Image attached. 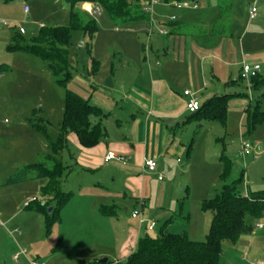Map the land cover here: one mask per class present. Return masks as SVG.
Segmentation results:
<instances>
[{
  "label": "rangeland",
  "instance_id": "1",
  "mask_svg": "<svg viewBox=\"0 0 264 264\" xmlns=\"http://www.w3.org/2000/svg\"><path fill=\"white\" fill-rule=\"evenodd\" d=\"M158 2H160L157 6L158 10L161 8L162 11L163 5L166 4L162 0ZM221 2L223 3L220 7L221 13L225 15L230 8V1ZM249 2L251 3L250 0H234L233 9L236 11V14L234 13L236 18L238 14L240 18L244 17ZM148 6L151 8L150 5ZM24 7L30 9L29 14L23 13ZM172 9L177 17L182 14L187 16L198 13L193 9L181 11ZM74 13L84 24L89 20H95L98 32L92 41L83 31L72 32L69 64L73 82L68 86L70 90L81 92L84 88L82 79H94V82L97 79L106 86L100 95L111 99L108 86L111 81L114 82L113 79L115 82L126 81L125 83H130L132 78L137 76L139 80L144 79L147 76L144 71L148 66L147 61L144 62L147 57L150 60L149 65H154L153 69H155V65L158 64L157 53L155 50L149 51V48L155 47L156 29L153 28L152 31L155 32L154 37L148 39L146 34L150 31L148 22L131 24L123 28L116 27L102 8L99 15L91 17L81 4L74 8ZM2 22L7 23V26L0 29L1 34L4 30L10 34L22 28L26 31L25 38H34L41 27H68L69 10L63 0H14L9 4H0V23ZM240 29L242 33L244 26L241 25ZM256 34L259 36L258 33L249 30L247 37L253 39ZM1 37L0 73L4 78L0 80V264H16L12 261V256L20 249L26 250L28 258L35 259L40 264L87 263V258L81 256L82 252L90 249L92 243V247H96L98 242H96V233L81 226L84 223L81 222V218H92V214L89 213L92 204L89 201H92L98 192L89 186L93 187L98 177H90L86 173L78 172L71 174L68 183L62 182L63 192L73 193L74 196L61 215L62 224L55 225L49 235L45 232L43 216L26 211L31 198L36 199L40 204L45 201L40 188V184L44 181L29 179L18 184L6 185L8 177L17 173L24 165L43 162L38 153L44 151L45 140L33 125L39 124L40 119L45 121L49 118L55 124H52V129L49 128L50 132L53 134L58 131L56 123L60 118L59 110L64 109V103L63 90L54 84L52 77L44 68V63L34 56L8 52L9 44L5 45ZM253 42L261 47L264 39L258 37L257 42ZM95 62L97 66L94 65ZM112 64L115 67L113 73ZM260 75L264 80V71ZM226 93L245 95L247 101L252 100L250 102L253 105L258 104L264 112V84L258 89H253L250 83L239 81L238 86ZM126 106H121L122 110L114 111V115H125L121 117L123 123L118 133L127 132L131 124L129 116L132 113L130 115L126 113ZM127 110L129 111V107ZM243 116L244 114L237 111L228 110L225 127L215 124L208 129L210 125L208 126L206 122H202L199 126L192 121L177 130L176 143L180 141L184 146L180 147L178 152H172L169 158L175 162L180 160L177 166L181 173H178L177 177L185 182L184 195L181 199L185 205L183 217L187 220V212L191 217L187 224L186 220L178 219L171 227L172 232L181 233L186 229L191 234V240L201 242L206 239L212 214L202 211L198 199L202 197L209 200L208 197L213 198L219 191L221 186L219 176L222 173L219 158L223 152L233 163L232 178L237 179L241 174L244 175L243 190L247 189L251 192L264 190V126L258 127L250 136L247 134L246 120ZM116 119L119 120L120 116ZM110 124L111 121L108 120L106 126L110 132L112 131L113 136L114 130ZM192 139L194 140L191 157L187 159L186 152ZM243 141L258 147L255 158L241 156ZM76 184L80 186H75ZM119 187L120 183H116L115 187L111 182L104 185V191L109 190L112 195L114 194V200L118 203L120 201L116 200L119 197L117 192L120 193L122 189ZM15 215L16 217L9 222V219ZM121 216L127 218V214L123 211ZM155 223L157 228L147 233L151 237H157L162 224L160 221ZM256 225L264 228V218ZM115 234L117 243L123 240L122 232ZM114 245L116 249L118 245L116 243ZM261 258H264V230L255 229L250 235H242L237 243L224 241L219 264H255ZM103 259L107 258L98 261ZM18 264H28V262L22 258Z\"/></svg>",
  "mask_w": 264,
  "mask_h": 264
},
{
  "label": "crops",
  "instance_id": "2",
  "mask_svg": "<svg viewBox=\"0 0 264 264\" xmlns=\"http://www.w3.org/2000/svg\"><path fill=\"white\" fill-rule=\"evenodd\" d=\"M250 1L244 17L240 18L238 14L236 18L234 16L236 11L233 9L234 0H230V8L225 15L221 13V0H200L194 4L193 8H189L198 11V13L187 14V16L182 14L178 17L172 8H175L176 4L189 3V1L163 5L164 8L161 11V8L158 10L157 7L160 2L152 0L151 8L146 6L144 9L151 16L148 22L150 31L146 33L148 39L154 37L155 32L152 31L153 28L156 29L155 47L149 45V51L155 50L157 53L158 64L155 65V69H153L154 65H149L150 60L147 57V60H144L148 64L144 69L147 76L144 79L139 80L138 76L133 77L130 83L115 82V79L112 82L110 79L111 83L108 89L112 96L111 99L100 95V92L106 87L103 82H99L97 79L95 82L94 79H82L84 86L82 93L75 92L80 95L84 94L82 96L85 99H89L91 104L108 114V117L102 120L108 132L107 138L101 140L93 148H85L74 133H69L66 137L68 145L62 154L64 166L70 168L62 182L68 183L71 174L78 172L86 173L90 177H98V181H94L97 183L93 187L89 186L98 192L94 195L95 198H90L92 201H89L92 204L89 211L92 218H81V222H84L81 226L96 233V242H98L96 247H92V243L90 249L82 252L81 256L87 258V263L102 258H107L108 261L115 264L123 263L136 251L139 240L157 228L155 222H162V226L170 219H173L174 224L178 219L186 220L183 217L185 205L181 202L185 182L177 177L178 173H181L177 166L180 160L175 162L169 158L172 152H178L180 147L184 146L180 141L176 143L177 130L193 121L192 114L186 111L187 98L183 93L191 91L201 103H205L213 97L227 95L228 90L238 86L243 64H258L262 68L261 73L264 71V43L259 47L258 43L253 42H257L258 37L264 39V0ZM255 3L258 10L257 17L250 20L249 10ZM82 5L85 10L87 4ZM201 5L202 7H200ZM168 8L170 10H167ZM23 13L29 14L30 9L26 13L24 7ZM177 25H179V29H177ZM241 25L244 26L242 33ZM249 30L258 33L259 36L256 34L252 37L253 39L248 38ZM3 32L0 33V36H2L4 44L7 45L11 43L13 34L19 30L12 31L10 34H7L8 32L5 30ZM114 68L112 64V73L115 71ZM0 75H2L1 80L4 76L2 73ZM246 98L245 95L233 97L228 103V110L244 114L243 119H246V111L249 107L254 106L250 102L252 100L247 101ZM121 106H126L127 114L132 113L129 116L131 124L125 133H118L123 123L121 117H125V115H119V120L116 119L119 116L114 115V111L122 110ZM127 107H129V111ZM63 111L59 110L60 118L56 123L58 127L63 119ZM114 118L117 121L113 120ZM108 120L111 121L110 125L114 130L113 136L112 131L110 132L106 126ZM91 122L96 124L99 120L92 117ZM194 122L201 126L202 122L206 121ZM40 123L46 127L49 138L55 139L58 136L59 131L53 134L50 132L49 128L54 123L49 118L45 121L40 119ZM206 123L208 126L210 125L208 129L213 127L211 125H215ZM42 137L45 140V146L44 151L38 153L39 158H43L49 151L48 140L45 136L42 135ZM193 140L186 152L187 159L191 157ZM218 141H222V139H218ZM252 147L257 154L258 147L256 148L254 145ZM108 152L116 153L118 157L123 158V161L114 160L105 163ZM147 159L157 162L156 173H150L144 168ZM159 176L163 177L162 181L158 180ZM43 181L40 188H43L47 183V181ZM110 182L113 187L116 186V183H120V187H122L121 192H117L119 197L116 198L120 203L114 200V194L112 195L109 190L104 191V185H108ZM89 187L88 189H90ZM244 191L248 193L247 189ZM210 198L208 197V199ZM72 199L73 197L61 210L59 224H62L63 216L61 215L64 214ZM198 200L202 205L207 199L200 197ZM102 207L110 208L113 213L103 215L100 211ZM122 211L127 214V218L121 216ZM134 211L140 213L138 218H132ZM187 213L186 224L191 217L189 212ZM16 215L11 217L9 222ZM151 224H155V228L149 231L148 227ZM119 231L122 232L124 238L117 243L115 233ZM182 232H186L188 237L192 238L186 229H183ZM114 243L118 245L116 249ZM263 260L264 258H261L256 263Z\"/></svg>",
  "mask_w": 264,
  "mask_h": 264
},
{
  "label": "trees",
  "instance_id": "3",
  "mask_svg": "<svg viewBox=\"0 0 264 264\" xmlns=\"http://www.w3.org/2000/svg\"><path fill=\"white\" fill-rule=\"evenodd\" d=\"M13 1L0 0V4H9ZM63 1L69 10L68 27H41L34 38H25L24 34L17 32L13 34L12 41L7 47L8 52L34 56L42 61L54 84L63 90L64 111L62 122L58 127V136L51 139L43 124L33 125L37 133L45 136L49 143V151L42 158L43 162L23 166L6 181V185L18 184L29 179L47 181L41 189L45 201L40 204L36 200L26 207L27 212L43 216L46 235H49L53 227L61 222V210L73 197L72 193H65L62 190V180L70 171V168L64 166L62 162L63 151L68 145L67 135L74 133L85 148H93L108 137L107 129L102 122L108 114L91 104L89 99L68 88L73 82L69 64L72 32L83 31L91 41L98 32L96 21L92 19L85 24L82 23L74 13V8L80 4H91L102 8L114 26L123 28L131 24L149 22L150 16L144 8L151 5L152 0ZM162 1L165 4L183 1L195 4L200 0ZM176 27L179 29V25ZM94 65L97 66L96 62ZM260 74L261 72L250 79V87L253 89H258L264 84ZM239 81L244 82L241 75ZM242 96V94H227L213 97L205 103L200 102V110L192 114L191 119L225 127L228 103L233 97ZM92 117L97 118L99 122L92 124ZM245 120L247 134L251 136L258 127L264 126V112L258 104L249 107ZM219 162L222 165V173L219 176L220 189L213 198L205 200L201 205L202 211L212 214L206 239L197 242L191 240L186 232H172L171 227L174 222L170 219L160 227L157 237L145 235L139 240L136 251L125 262L117 264H219L224 241L237 243L242 235L252 234L256 229L255 224L264 218V190L245 193L242 189L244 175L241 174L237 179L232 178L233 163L224 152ZM49 208H52L51 212H48ZM100 211L103 215L113 213L107 207H102ZM81 264H100V262ZM106 264L115 263L108 261Z\"/></svg>",
  "mask_w": 264,
  "mask_h": 264
},
{
  "label": "built area",
  "instance_id": "4",
  "mask_svg": "<svg viewBox=\"0 0 264 264\" xmlns=\"http://www.w3.org/2000/svg\"><path fill=\"white\" fill-rule=\"evenodd\" d=\"M194 4L191 3H183V4H176L175 8L177 10H182V9H189V8H193ZM85 10L87 13L91 14V15H99L100 14V8L99 7H92L91 5L87 4L85 5ZM25 12L28 13L29 12V8L25 7ZM257 5L256 3L250 8L249 10V18L250 20H254L257 17ZM173 19V18H172ZM2 26H7V23L2 22L0 23V27ZM20 34H25V30L24 29H19ZM262 68L260 65L258 64H254V65H249L247 63L243 64L242 67V72H241V77L245 82H250V79L252 77H255L257 74H259L261 72ZM1 78V76H0ZM184 97L187 98L186 100V111H188L190 114H194L196 112H198L201 108V103L200 101L194 96V94L191 91H185L183 93ZM242 157H253L255 158L257 156V154L255 153V151L253 150L252 145L247 142V141H243L241 143V152H240ZM114 160H118V161H123L122 157H118L116 155V153L114 152H108L106 157H105V163L114 161ZM144 168L150 172V173H156L157 172V168H158V164L155 160L152 159H147L144 163ZM159 181L163 180L162 176L158 177ZM36 199H30L28 201L29 205L32 202H35ZM140 215V213L138 211H134L132 213V218H138ZM142 222V221H141ZM143 223V222H142ZM155 228V224H151L148 227L149 231H152ZM258 230H262L264 229L263 226L261 225H256L255 227ZM17 233V232H16ZM24 258L27 260L28 264H40L37 260L35 259H29L27 256V252L26 250L20 249L18 252H16L13 256H12V261L15 262L16 264H18L20 262V260ZM255 264H264V260Z\"/></svg>",
  "mask_w": 264,
  "mask_h": 264
},
{
  "label": "water",
  "instance_id": "5",
  "mask_svg": "<svg viewBox=\"0 0 264 264\" xmlns=\"http://www.w3.org/2000/svg\"><path fill=\"white\" fill-rule=\"evenodd\" d=\"M52 211V208H50L49 210H48V212H51ZM100 262V264H106L107 262H108V260L107 259H103V260H101V261H99Z\"/></svg>",
  "mask_w": 264,
  "mask_h": 264
}]
</instances>
